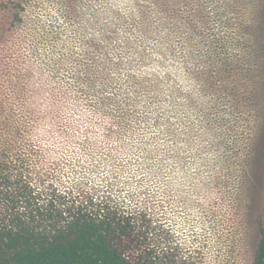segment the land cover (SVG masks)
Listing matches in <instances>:
<instances>
[{
  "label": "rangeland",
  "instance_id": "374dc122",
  "mask_svg": "<svg viewBox=\"0 0 264 264\" xmlns=\"http://www.w3.org/2000/svg\"><path fill=\"white\" fill-rule=\"evenodd\" d=\"M142 1L22 0V19L16 24L10 15L0 13V131L22 133L24 143L40 152V71L56 72L54 64L65 61L89 39L130 40L133 47L123 52L124 64L134 62L131 52L144 36L152 41L146 45L151 53L153 41L164 28L159 27L151 0ZM179 41H175V57L167 58L171 80L157 71L150 74L167 84L168 96L154 99L147 86L137 95L123 65L113 73L116 80L99 90L109 97L106 104L98 94L89 98L95 111L108 113L112 123L93 119L96 124L83 132V127L66 118L70 128L63 129L73 137L60 145L59 155L70 159L62 177L69 183L82 181L97 195L126 204L149 199L157 224L168 233L167 244L182 242L197 249L200 264H249L257 234L255 216H247L256 210L255 190L264 192V174L257 183L255 143L260 135L254 107L263 82L253 90L248 77L262 81L263 73L257 67L248 70L242 61L247 69L244 76L223 81V87L217 81L211 83L202 48L198 84L204 104L210 99L218 103L221 118L234 117L231 101H239L247 111L237 131L229 133L223 126L214 132L206 130L214 121L208 116L203 119L200 107L186 100L194 66L182 67L177 74V61L184 57ZM116 53L117 43L110 48L112 56ZM249 56L252 60L257 54ZM61 65L58 71L69 86L73 84L71 69L66 62ZM126 95L131 103L124 102ZM219 137L228 144L221 145ZM95 138L102 140L99 145L93 143Z\"/></svg>",
  "mask_w": 264,
  "mask_h": 264
},
{
  "label": "trees",
  "instance_id": "16d2710c",
  "mask_svg": "<svg viewBox=\"0 0 264 264\" xmlns=\"http://www.w3.org/2000/svg\"><path fill=\"white\" fill-rule=\"evenodd\" d=\"M151 2L158 11L159 27L164 28L153 41L151 53L146 45L152 41L144 36L131 52L134 62L124 64L123 52L133 47L130 40L92 38L65 61L56 62V72L40 71V152L24 143L22 133L0 131V264H200L197 249L182 242L167 244L168 233L157 224L149 199L126 204L97 195L95 189L85 188L82 181L69 183L62 176L70 159L59 155L61 143L73 137L63 129L70 128L66 118L83 127V132L90 131L96 124L94 120L105 125L112 123L108 113L95 111L89 98L98 94L100 102L106 104L109 97L99 90L116 80L113 73L123 65L137 95L147 86L154 99L168 96L167 84L157 76L150 78V74L157 71L171 80L167 58L175 57L176 40H180L184 55L182 62L177 61V74L187 65L194 66L193 79L185 88L186 100L200 107L203 119L208 116L214 121L206 130L214 132L223 126L229 133L237 131L247 111L239 101H231L234 117L221 118L218 103L210 99V103L204 104L203 90L198 84L201 49L205 48L211 83L217 81L223 87V81L234 82L237 75L246 74L248 66L250 71L257 67L263 73L262 81L248 77V86L253 90L263 82L257 107L250 101L256 108L259 125L260 137L255 143V180L259 183L264 174V1ZM23 9L22 0H0V13L10 15L11 23L22 19ZM141 15L147 19L146 8ZM116 43L118 53L112 56L110 48ZM249 55L254 56L252 60ZM242 61L247 62L246 67ZM63 62L72 72L73 84L69 86L58 71ZM123 100L131 103L127 95ZM218 140L221 145L228 144L223 137ZM101 141L95 138L93 143L99 145ZM255 191L256 210H250L247 217L255 216L257 243L249 264H264V192ZM234 221L237 222L236 217Z\"/></svg>",
  "mask_w": 264,
  "mask_h": 264
}]
</instances>
